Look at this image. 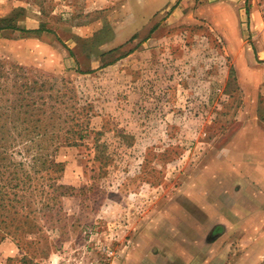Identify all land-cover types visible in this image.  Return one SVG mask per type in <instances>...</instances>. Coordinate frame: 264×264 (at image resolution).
<instances>
[{
  "label": "rangeland",
  "instance_id": "1",
  "mask_svg": "<svg viewBox=\"0 0 264 264\" xmlns=\"http://www.w3.org/2000/svg\"><path fill=\"white\" fill-rule=\"evenodd\" d=\"M254 8L263 20L264 0H0V19L44 29L0 31V59L51 86L45 101L82 135L56 154L70 195L46 188L52 197L31 198L41 231L21 246L7 236L0 264H125L138 248L152 256L165 235L156 222L170 229L166 212L207 224L199 238L193 226L180 236L190 264H247L252 253L264 264V245L246 240L247 204L230 197L233 178L199 170L247 106L264 117V72L238 76L231 56L254 35ZM204 191L213 194L207 214L194 202ZM262 224L250 226L255 239ZM217 225L224 233L209 244Z\"/></svg>",
  "mask_w": 264,
  "mask_h": 264
},
{
  "label": "trees",
  "instance_id": "2",
  "mask_svg": "<svg viewBox=\"0 0 264 264\" xmlns=\"http://www.w3.org/2000/svg\"><path fill=\"white\" fill-rule=\"evenodd\" d=\"M0 31L29 36L44 29H21L15 19L7 17L0 19ZM24 72L0 59V244L10 236L20 246L19 242L41 231L30 199L49 198L46 188L60 189L59 196L70 195L62 191L71 187L57 183L65 164L56 160V154L59 148L74 146L82 139L81 130L76 133L65 115L45 101L43 94L53 88L29 81ZM18 149L26 155L15 162L12 156Z\"/></svg>",
  "mask_w": 264,
  "mask_h": 264
},
{
  "label": "crops",
  "instance_id": "3",
  "mask_svg": "<svg viewBox=\"0 0 264 264\" xmlns=\"http://www.w3.org/2000/svg\"><path fill=\"white\" fill-rule=\"evenodd\" d=\"M255 10L254 8V12L251 14L250 27L254 35L250 40L242 41L241 51H237L236 48L232 51L231 56L238 76L247 75L252 77L264 72V68L255 67V58L264 62V18L257 21ZM246 110L247 114L244 115V119L240 117L223 134L218 136V143H216L214 149V163L211 166L207 164L202 168L200 167L199 170L206 172L207 175L214 173L215 180L222 178L223 175L225 177L229 175L231 179L233 178L230 185L227 184V187L231 188V196H229L234 198V201L237 200V202H233L235 204L240 202L247 204L243 210L239 211L240 215H244L247 220L252 219V222H249L246 228L249 231L246 240L253 247L259 248L264 245V122L262 121L264 117L260 118L259 114L257 117L254 116L256 114L251 106H247L244 111ZM221 187L216 185L214 188L220 191ZM212 197V193L204 191V194L194 199V202L199 203L201 205L199 208L207 214L211 212V208L204 205H210ZM162 216L164 217H161V219L167 221V224L169 223L170 229L159 228V224L156 222L154 229L156 235H159L160 232L165 233L163 242L157 247L158 249L150 252L152 256L146 254L145 249L131 250L129 252L130 257L125 264H180V260L183 261V264H190L191 256L186 252L185 243L180 244L178 242L180 236H192L189 235L191 234L189 230L193 226L194 231L192 234H196V238H199L201 231L206 229L207 224L205 222L195 223L193 219H184L182 216L175 218L170 212L163 213ZM237 219L243 218L240 216ZM256 220H263V231L257 239H255V230L250 231V226H253ZM221 237L222 234L209 244L216 243ZM143 246L140 245V248H143ZM198 248V251H200V242H198ZM251 251H255V248ZM258 255L252 253L251 256L247 257V264H255ZM195 261L193 259L192 263L195 264Z\"/></svg>",
  "mask_w": 264,
  "mask_h": 264
},
{
  "label": "flooded vegetation",
  "instance_id": "4",
  "mask_svg": "<svg viewBox=\"0 0 264 264\" xmlns=\"http://www.w3.org/2000/svg\"><path fill=\"white\" fill-rule=\"evenodd\" d=\"M217 228H218V233H221V232H223V228L221 227V226H218L217 225ZM214 235H215V233L214 232H210L209 233V235H208V237H207V241H212V239H214L213 237H214Z\"/></svg>",
  "mask_w": 264,
  "mask_h": 264
},
{
  "label": "built area",
  "instance_id": "5",
  "mask_svg": "<svg viewBox=\"0 0 264 264\" xmlns=\"http://www.w3.org/2000/svg\"><path fill=\"white\" fill-rule=\"evenodd\" d=\"M104 252L106 253V255H107L108 258L114 256L113 251L110 250L108 247H105V248H104Z\"/></svg>",
  "mask_w": 264,
  "mask_h": 264
},
{
  "label": "water",
  "instance_id": "6",
  "mask_svg": "<svg viewBox=\"0 0 264 264\" xmlns=\"http://www.w3.org/2000/svg\"><path fill=\"white\" fill-rule=\"evenodd\" d=\"M218 228H217V226H215L213 229H212V231L211 232H214L215 233V235H214V239L216 238V237H218V236H220L221 235V233H218ZM213 240V239H212ZM210 241V240H209Z\"/></svg>",
  "mask_w": 264,
  "mask_h": 264
}]
</instances>
